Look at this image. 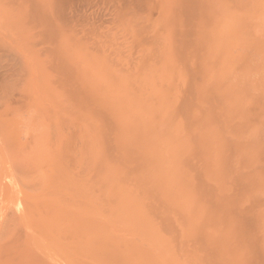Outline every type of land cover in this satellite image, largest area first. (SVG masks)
I'll use <instances>...</instances> for the list:
<instances>
[{
	"label": "bare ground",
	"instance_id": "obj_1",
	"mask_svg": "<svg viewBox=\"0 0 264 264\" xmlns=\"http://www.w3.org/2000/svg\"><path fill=\"white\" fill-rule=\"evenodd\" d=\"M56 2L0 0V18L33 29V41H53ZM218 5L169 0V56L183 78L168 79L163 99L139 112H126L114 94L94 97L79 85V64H57L73 100L99 121L88 139V172L27 193L26 264H264V213L232 168L252 137L241 104L252 97L249 55L264 32L251 22L222 29ZM222 48L233 49L235 61L215 75Z\"/></svg>",
	"mask_w": 264,
	"mask_h": 264
},
{
	"label": "rangeland",
	"instance_id": "obj_2",
	"mask_svg": "<svg viewBox=\"0 0 264 264\" xmlns=\"http://www.w3.org/2000/svg\"><path fill=\"white\" fill-rule=\"evenodd\" d=\"M217 2L222 29L242 30L251 22V30L264 32L258 17L264 0ZM168 7L169 0H57L52 28L57 38L43 43L32 40L33 29L11 27L0 18V264H26L27 193L40 195L66 176L88 172V139L96 136L99 119L73 100L57 64H79V85L94 97L123 98L126 112L155 105L163 99L162 84L179 82L184 73L174 52L169 56ZM262 44L249 55L252 97L241 104L242 119L251 124L244 132L252 137L233 154L232 168L256 197L255 209L264 213ZM233 54L221 49L215 75L228 72ZM239 154L246 158L238 161Z\"/></svg>",
	"mask_w": 264,
	"mask_h": 264
}]
</instances>
